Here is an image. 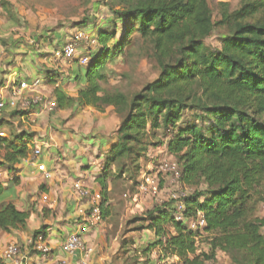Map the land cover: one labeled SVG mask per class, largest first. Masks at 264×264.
I'll list each match as a JSON object with an SVG mask.
<instances>
[{
	"label": "trees",
	"instance_id": "obj_1",
	"mask_svg": "<svg viewBox=\"0 0 264 264\" xmlns=\"http://www.w3.org/2000/svg\"><path fill=\"white\" fill-rule=\"evenodd\" d=\"M110 1L122 28L115 22L96 31V50L85 72L75 77L82 87L77 98L55 91L62 110L75 103L99 113L113 108L121 119L97 179L103 214L107 179L115 175L137 183L151 148L165 147L181 165V184L197 188L184 201L182 222L176 220L173 201L155 205L138 219L157 240L140 253L125 250L123 264L172 258L178 264H208L219 253L231 264H264V216L258 214L264 204V0H243L242 8L225 13L219 24L208 0ZM217 26L228 32L220 49L212 50L206 40ZM138 41L149 44L147 56L157 64L158 79L132 96L107 89L108 65ZM187 112L196 114L186 119ZM163 130L168 135L158 141ZM32 139L26 133L0 137V166L15 173ZM20 181L15 177L10 187ZM198 212L206 218L203 232L191 231L186 223ZM31 214L2 204L0 230H24ZM156 249L157 262L152 260Z\"/></svg>",
	"mask_w": 264,
	"mask_h": 264
},
{
	"label": "rangeland",
	"instance_id": "obj_2",
	"mask_svg": "<svg viewBox=\"0 0 264 264\" xmlns=\"http://www.w3.org/2000/svg\"><path fill=\"white\" fill-rule=\"evenodd\" d=\"M208 1L214 22L217 24L225 13L231 14L243 6V0ZM110 5V0H0V86L9 83L11 87L15 82H32L39 79L41 84L36 93L28 92V100L40 96L44 97L45 101H55L57 104V109L52 112L42 107L36 119L27 114L22 115L21 113L26 112L22 110L0 111V122L3 123L0 134L9 139L23 133L33 136L31 142L38 143L43 151L39 162L44 163L47 170L53 173V177L46 180L35 168H25L28 166L26 160L32 154L30 148L27 159L21 164L23 166L15 167L16 172L22 173L24 178L18 186L21 185L26 191L33 212L41 213L40 220L55 216L56 210L50 205H54L56 201L58 205L63 206V192L60 190L73 187V182L77 180L81 170L91 173L99 170L98 175L103 173L104 158L99 160L106 145L102 146L103 143L99 139L107 137L111 141L121 125V119L113 108L99 113L94 108L82 107L75 103L62 110L55 96V91L60 90L70 97L77 98L82 88L75 77L81 71L85 72L87 66L82 65L79 60L66 62L54 59V55L61 52L67 42L73 40L74 34L86 30L95 36L97 30L111 27L109 24L115 22L119 30L122 28ZM227 32L226 27L217 26L212 36L206 40V46L212 50L220 49L221 38ZM138 42L135 48L127 47L122 56L108 65L107 71L111 78L107 89L119 90L132 96L158 79L160 71L157 64L147 56L149 44ZM114 44L115 42L110 45ZM50 48L54 51L53 55L49 52ZM95 50L96 47L80 44L78 57H88L90 61ZM193 114L196 113L187 112L186 119H192ZM166 135L168 134L164 130L159 132L158 141L165 139ZM147 158L141 161V173L137 183L117 178L115 175L107 179L109 191L105 197L106 214L102 224V233L107 242L103 248L108 252L119 251L118 258H124L125 250L130 249L133 244L130 239L124 240V237L143 230V224L138 219L144 218L155 205L162 204L169 193L186 188L182 184H173L170 177H160L161 194L157 198H139L137 187L142 173L156 175L162 160H172L166 152ZM147 162L151 164L149 169ZM0 171L7 174L9 172L4 166H0ZM70 178L71 181L66 180ZM92 181L95 182V179L92 178ZM46 196L48 202L44 201ZM66 207L65 212L68 210ZM258 214L264 216V204ZM47 228L49 227H42L40 231L45 232ZM165 264L173 262L166 260ZM208 264H231V261L228 256L219 253L217 259Z\"/></svg>",
	"mask_w": 264,
	"mask_h": 264
},
{
	"label": "crops",
	"instance_id": "obj_3",
	"mask_svg": "<svg viewBox=\"0 0 264 264\" xmlns=\"http://www.w3.org/2000/svg\"><path fill=\"white\" fill-rule=\"evenodd\" d=\"M50 54L53 55L54 51L50 48ZM52 52V53H51ZM53 58V56H52ZM55 59V56H54ZM58 61V60H57ZM50 66V65H49ZM30 75H33L30 73ZM32 78H35L32 76ZM2 79L0 76V83ZM8 84V85H7ZM9 83H6V86H0V94H8ZM32 113L28 112L29 117L35 119L40 115L35 109L31 110ZM34 112V113H33ZM118 130V129H117ZM117 132V131H116ZM103 144L106 145L104 153L101 155V159L105 157L110 146L116 142V133L111 141L107 137H102L99 139ZM162 148V149H160ZM160 148H151L148 154V158L154 156V154H161L166 152L165 147ZM164 149V150H163ZM167 153V152H166ZM169 155V154H167ZM147 158V159H148ZM103 161V160H102ZM151 164L147 162V169L150 168ZM23 166V165H20ZM5 167V166H4ZM78 167V166H77ZM93 167V166H89ZM102 167V166H100ZM8 169L7 167H5ZM25 168H32L25 166ZM79 168V167H78ZM86 168V167H85ZM83 169V168H81ZM33 170V168L31 169ZM9 171V169H8ZM99 170L95 172H90L88 170H81L78 173L77 180L74 181L73 187L71 186L69 190L62 188L60 191L63 192L62 198L64 200L63 206L58 205L55 201L54 205H50L51 208L56 210L55 216H51L49 219L40 220L41 213L33 212V209L30 206L29 201L27 200V193L20 186L10 187L11 182H4V185L0 187L2 193L0 194V206L2 204L13 203L20 211H31V218L28 221V224L24 230H13L11 233H6L0 230V264H53L58 261H67L69 264H123L122 257L118 258L120 255L119 251L108 252L104 250L103 246L107 242L106 237L102 233V225L99 227L90 229L84 235V241L88 248L93 249V253L88 257L84 252L77 253L75 255H69L65 253L62 249V245L65 240L73 233L79 230V225L84 220V217L89 213V205L85 200H81L77 193L74 191V185L77 182L83 183L86 187L98 191H102L100 184L97 182V179L101 176L98 175ZM38 172V171H37ZM7 174V173H6ZM14 179V177H19L24 180L22 173L17 172H8ZM70 176V175H69ZM92 178L95 179V182L92 181ZM71 181L70 179H66ZM73 181V180H72ZM56 191V190H55ZM59 191V190H58ZM56 191V192H58ZM60 192V194H62ZM66 204L67 207H66ZM65 207L68 209L67 212L64 211ZM48 226L47 230L42 233L46 236V242L50 245L52 250L51 255L48 257L43 256L42 254L36 252L32 246L29 245V241L32 238H36L42 227ZM130 239L133 243L131 248L128 249L129 255H133L134 252H143L151 243L156 242V235L149 230H142L138 233H132L124 237V240ZM15 241L20 247V255L13 260H6L4 258V253L9 246V244ZM122 248V246H121ZM120 249V248H119ZM159 249H156L152 254V260L157 262L156 253H159ZM172 260L173 264H178L177 258L168 259Z\"/></svg>",
	"mask_w": 264,
	"mask_h": 264
},
{
	"label": "built area",
	"instance_id": "obj_4",
	"mask_svg": "<svg viewBox=\"0 0 264 264\" xmlns=\"http://www.w3.org/2000/svg\"><path fill=\"white\" fill-rule=\"evenodd\" d=\"M84 44L89 47H96V38L88 33L86 30L77 31L74 34L73 40L66 43L61 52H57L54 56L58 60L72 62L79 60L82 65L88 66L90 61L88 57H78L79 55V45ZM41 84V80L37 79L32 82L22 80L20 82H15L13 86L8 88V94H0V111L12 110V111H26L31 112L35 109L38 112L42 107L52 112L57 109V104L55 101H49L44 99V97L36 96L31 97L30 100L26 97L28 92L36 93L37 88ZM35 107V108H34ZM4 136V134H0ZM32 150L31 156L26 160V164L35 168L44 179L49 180L53 177V173L47 170L44 163L39 162V159L43 155L41 146L38 143L31 142L28 146ZM170 177L173 184L181 185L182 179V169L180 163L172 157V160H162L159 163L158 171L156 175H150L147 172H143L141 175V181L137 187V196L140 198H157L160 192V177ZM12 182L13 177L0 171V187L4 185V182ZM74 191L77 193L81 200H85L88 205V214L84 217V220L79 225V230L71 234L63 243L62 249L65 253L69 255H75L80 252H84L88 257L93 253V249L88 248L84 241V235L93 228L99 227L104 223L103 205L104 196L102 191L90 189L86 187L83 183L77 182L74 185ZM197 192V188L186 187L185 190H177L171 192L167 195L164 201H173L177 205V215L176 220L182 222L184 220V211L186 210L184 201L191 195ZM44 201L48 202V197H44ZM162 201V203L164 202ZM189 229L193 232H203L207 227V222L205 215L202 212H198L196 217H193L186 221ZM29 245L33 249L42 254L45 257L51 255L50 245L46 242L45 234H40L36 238H32L29 241ZM198 253H201V248H199ZM158 253H156L157 255ZM20 255V247L17 242L12 241L7 247L4 258L6 260H13ZM53 264H69L67 261H58ZM158 264H165V262H160Z\"/></svg>",
	"mask_w": 264,
	"mask_h": 264
}]
</instances>
